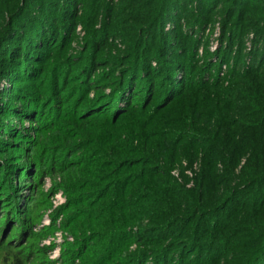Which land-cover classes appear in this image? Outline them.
Listing matches in <instances>:
<instances>
[{
  "label": "trees",
  "instance_id": "16d2710c",
  "mask_svg": "<svg viewBox=\"0 0 264 264\" xmlns=\"http://www.w3.org/2000/svg\"><path fill=\"white\" fill-rule=\"evenodd\" d=\"M219 7L229 45L218 54L223 62L238 44L239 64L243 38L251 30L256 36L253 62L231 70L228 86L213 75L209 52L199 64L201 41L189 32L210 23ZM80 20L85 45L73 55ZM169 22L176 27L167 33ZM115 38L124 52L108 51ZM5 79L21 87L0 117L33 121L37 135L77 122L85 141L66 153L87 145L100 154L89 179L113 191L100 231L103 255L114 256L127 243L128 224L145 214L154 223L142 233L156 247L130 264H264V0H0V84ZM9 124L0 120L6 135L29 141ZM183 159L201 160L190 190L171 174ZM135 165L138 171L124 170ZM5 167L8 175L25 172L24 165ZM4 185L0 207L8 208Z\"/></svg>",
  "mask_w": 264,
  "mask_h": 264
},
{
  "label": "rangeland",
  "instance_id": "374dc122",
  "mask_svg": "<svg viewBox=\"0 0 264 264\" xmlns=\"http://www.w3.org/2000/svg\"><path fill=\"white\" fill-rule=\"evenodd\" d=\"M114 2L117 4L119 0ZM221 9L218 8L210 23L203 27L196 26L193 31H189L185 20L182 24L184 32L195 33V37H199L201 41L197 53L199 64L205 63L206 52H209L212 55V62L217 64L213 75L219 74L218 76L223 79V85L228 86L231 70L249 66L253 62L252 53L257 46L255 33L251 30L243 38L244 58L240 63L236 62L239 48L241 50L238 44L232 49L229 60L223 62L218 54L228 50L229 45L227 39L222 40ZM79 13L82 18L84 16L82 10ZM175 27L174 23L169 22L165 32L170 33ZM85 37L86 29L80 20L71 43V54L76 55L81 52L85 45ZM114 46L113 49L108 48V51H113L115 54L122 53L126 49V44L121 38H115ZM153 65L156 66V63L153 62ZM108 71H110L109 67L99 68L93 79ZM23 86L30 90L28 84ZM20 87V84L10 79L2 81L0 111L4 110V106L10 102V96ZM98 93L92 91L90 98H94ZM104 93L109 95L111 90L106 88ZM175 105L176 102L170 107L175 108ZM0 120L10 121L9 126L15 127L29 137V141H26L6 135V132L0 129V165L5 167L11 163L25 166V172L20 174L12 172L8 175L5 170L7 167L1 168L0 171L2 172L0 181L2 185L5 184L4 200L11 201L8 208L0 207V264H18L17 258L22 264H130L129 260L132 256L156 247L155 242L150 241L151 237L142 233L144 232L142 230L151 227L154 221L141 214L127 226L129 234L127 243L123 244L114 256L102 254L106 246L103 244L104 237L100 231L106 233L101 227L104 226L103 217L107 215L105 211L112 205L105 206V203L110 199L113 191L108 194L103 193L101 187L91 184L90 179H96L97 170H94V164L91 162L94 158L98 160L100 154L98 155L97 151H92L86 145V147L81 146V151L71 157L70 152L66 153L75 147L74 144L79 145L80 141H85L84 132H79L81 124L63 122L58 127L49 128L37 135L36 131H32L35 126L33 121H21L20 118L13 116H1ZM90 133L86 131L85 134ZM61 143H68L67 146L70 147L61 148ZM64 157L68 160L64 161ZM80 159L83 160L84 166L72 168L73 165L80 163ZM140 167L141 165H135L124 170L138 171ZM200 171V159L194 164L183 159L171 174L179 184H184L190 190L196 186ZM83 177L86 178L81 179ZM102 193L107 197L99 200L97 197ZM168 243L169 241H166L165 244ZM145 264H154V261L149 259ZM221 264L229 263L222 261Z\"/></svg>",
  "mask_w": 264,
  "mask_h": 264
}]
</instances>
